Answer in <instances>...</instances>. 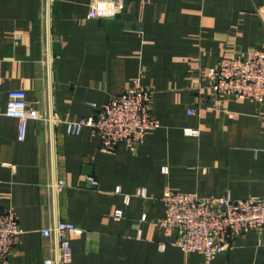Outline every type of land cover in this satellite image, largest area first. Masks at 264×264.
Wrapping results in <instances>:
<instances>
[{
	"label": "crops",
	"instance_id": "obj_1",
	"mask_svg": "<svg viewBox=\"0 0 264 264\" xmlns=\"http://www.w3.org/2000/svg\"><path fill=\"white\" fill-rule=\"evenodd\" d=\"M125 7L121 28L107 19L123 0H0V211L12 209L20 229L9 264H43L54 251L41 230L56 220L82 230L70 264H206L162 225L163 193L264 199V101L217 93L205 75L222 58L264 51V0ZM134 84L152 90L159 121L135 147L101 150L90 127L67 134L62 121L92 116ZM11 90L61 121L31 120L19 141L17 120L3 115ZM87 168L97 187L82 182ZM211 264H264V228L233 238Z\"/></svg>",
	"mask_w": 264,
	"mask_h": 264
},
{
	"label": "built area",
	"instance_id": "obj_2",
	"mask_svg": "<svg viewBox=\"0 0 264 264\" xmlns=\"http://www.w3.org/2000/svg\"><path fill=\"white\" fill-rule=\"evenodd\" d=\"M115 6L121 8L120 3ZM47 34L46 40L50 47L53 41L48 30ZM205 75L211 79V86L217 93L256 102L264 101V51L222 58ZM152 93L149 88L134 84L99 106L92 116L62 122L67 134L77 135L83 127H90L99 137L101 150L112 151L118 144L133 148L148 131L159 127V121L149 107ZM194 111L191 110L190 114ZM3 115L17 120L19 141L25 139L27 124L31 120H40L47 126L61 121L54 110L39 113L34 104L27 102L23 90L8 92ZM185 134L196 136L198 130L188 128ZM163 169L166 171V168ZM82 182L90 187L98 185L92 176H84ZM64 186V180L58 179L50 188L55 194ZM136 195L144 197L145 192L138 190ZM128 200L129 196H125V202ZM161 200L165 206L162 225L177 232L175 245L185 253L203 255L206 264H211L217 255L225 251L233 238L251 229L260 231L264 228L263 198L233 200L229 197L199 196L168 190L163 193ZM121 216V210L115 211L114 219L119 220ZM81 232L74 224L63 220H56L42 229L41 234L52 243L51 249L54 251L45 258L43 264H70L72 237ZM19 234L12 209L0 211V264H9L7 258Z\"/></svg>",
	"mask_w": 264,
	"mask_h": 264
},
{
	"label": "water",
	"instance_id": "obj_3",
	"mask_svg": "<svg viewBox=\"0 0 264 264\" xmlns=\"http://www.w3.org/2000/svg\"><path fill=\"white\" fill-rule=\"evenodd\" d=\"M130 0H123V8H122V10L120 11V13L119 14H117L116 16H114L113 18H110V19H107V24L109 25V24H111L113 21H121L120 19H121V17H122V19H123V21L124 20H126V19H129L126 15V7L125 6H127V4H128V2H129ZM119 26L122 28L123 27V24H122V21H121V23H119ZM120 32V31H119ZM86 174H87V176H90V173H91V171H90V168H87V172H85Z\"/></svg>",
	"mask_w": 264,
	"mask_h": 264
}]
</instances>
